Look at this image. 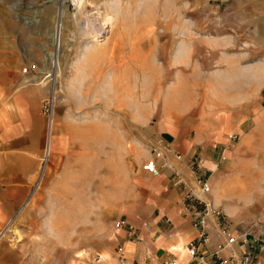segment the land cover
<instances>
[{"label": "rangeland", "instance_id": "1", "mask_svg": "<svg viewBox=\"0 0 264 264\" xmlns=\"http://www.w3.org/2000/svg\"><path fill=\"white\" fill-rule=\"evenodd\" d=\"M171 126L197 165L206 148L190 170L234 234L264 244V0H0L3 264L184 261L183 188L155 193L141 169Z\"/></svg>", "mask_w": 264, "mask_h": 264}, {"label": "built area", "instance_id": "2", "mask_svg": "<svg viewBox=\"0 0 264 264\" xmlns=\"http://www.w3.org/2000/svg\"><path fill=\"white\" fill-rule=\"evenodd\" d=\"M27 68L24 67L23 72H27ZM229 140H233L232 135ZM221 159L224 160V156ZM141 169L153 177L167 169L173 177L174 185L183 187L182 210L190 214L195 227V237L185 244L184 258L188 264H264V244L259 245L257 239L249 234H243L240 238L234 234L225 214L209 200L210 186L203 176L192 172L190 177L181 176V172L157 150H153V156L142 164ZM114 225L120 229L124 224L122 220H117ZM212 232L219 238V242L212 252L205 255ZM116 253L112 264H139L128 260L122 248ZM97 262H101V259L97 258ZM161 264L181 262L175 254H170Z\"/></svg>", "mask_w": 264, "mask_h": 264}, {"label": "crops", "instance_id": "3", "mask_svg": "<svg viewBox=\"0 0 264 264\" xmlns=\"http://www.w3.org/2000/svg\"><path fill=\"white\" fill-rule=\"evenodd\" d=\"M18 102L16 104H18ZM177 110L179 111L181 109L178 108ZM177 110L175 112H178ZM5 111H7V110H5ZM175 112L170 113V114L175 115L176 114ZM157 137H158L157 142H155V144L149 150V154H148L149 158L148 159H150L153 156L152 150H157V148H158L159 151L162 150L164 152V156L167 158L168 163L173 165L177 170H179L181 172V176L188 177L186 174H190L192 168L195 166V163H196L195 161H193L192 156L190 154L191 153V146L188 144H191V143L185 142L182 139V137L178 135V133L176 131V127H172V126H171V128H160L157 131ZM201 149H202L201 151L203 153H202V156L200 158L201 159L199 162L200 164L197 165V163H196V166H197L196 170H203L204 171V170L210 169L209 167H210L212 161L209 160L207 157V154L204 153L206 151V148H201ZM144 156L148 157L147 153H145ZM27 161H29V159H27L25 156L18 157L16 160V163L13 164L12 168L18 169V170L24 169V168L27 169V166H28L26 164ZM172 161H174V162H172ZM31 168L32 167H30L28 169L29 172H30ZM162 173L165 174V176H160ZM200 174L201 173H199L197 175L201 176ZM158 176H156L157 178H154L151 181V184H152L151 186H152V189L154 190L155 193H161L160 190L170 192L173 194H177V192H179V191L181 192L180 189L183 187L180 188V186L174 185L173 177H171L170 171L162 170ZM22 179H23V181H26L23 183V185H27L26 183L31 180V176L25 174ZM20 182H22V181H20ZM23 185H20L21 188L23 189V191H21V190H18V191L25 192L24 189L26 188V186H23ZM168 221H170V220L168 219ZM173 223H174V227L178 228L180 222L176 221V223L175 222H173ZM218 242H219V238L216 236V234L212 235L211 242H210V244H208L206 246V250H205L204 254L206 255V254L212 252L215 249V246L218 244ZM126 244H127V242H123L124 247H126ZM179 260L182 264H188L186 260L183 261V259H180V258H179ZM133 261H135V260H133ZM192 264H196V263L193 262Z\"/></svg>", "mask_w": 264, "mask_h": 264}, {"label": "bare ground", "instance_id": "4", "mask_svg": "<svg viewBox=\"0 0 264 264\" xmlns=\"http://www.w3.org/2000/svg\"><path fill=\"white\" fill-rule=\"evenodd\" d=\"M51 1H53L54 3L55 2H57L58 0H51ZM63 14L61 13V11H59L58 12V15H57V19H55L54 21H53V24H54V29H53V32H52V34H51V36H50V38H51V43H52V45H55V47H56V51H55V53H53V52H51V53H49V60L51 61V64H53V68L54 67H56L57 68V63H56V61H57V57H58V52H59V49H60V37H59V35H60V27H61V25H60V22H59V18L62 16ZM102 25H106V22H104ZM50 68H52V65L49 67V68H47L48 69V71L50 72ZM52 71V70H51ZM57 71V70H56ZM55 73V72H54ZM55 74H57V72L55 73ZM54 75V74H53ZM52 80V84L54 85L55 84V82H54V78L53 79H51ZM56 81V80H55ZM22 84H25V83H22ZM39 84H41V82L39 83ZM39 84H36L35 86H38ZM99 90V89H98ZM89 92V94H91L92 95V92H91V90H89L88 91ZM91 92V93H90ZM105 92V91H104ZM101 93V92H100ZM86 94V93H85ZM104 94V93H103ZM102 94V95H103ZM99 95V94H98ZM101 95V94H100ZM52 96H53V99L55 98V96H56V93L55 92H53L52 93ZM86 96H87V94H86ZM100 97V96H99ZM103 98V97H102ZM100 99V98H99ZM124 99V98H123ZM125 100V99H124ZM93 101V100H92ZM104 101V100H103ZM123 101V100H122ZM121 101V102H122ZM52 123V121L50 120L49 121V125ZM50 127V126H49ZM49 130V129H48ZM50 132V131H49ZM48 149V148H47ZM67 199L65 198V197H59V198H57V201H66ZM54 224H55V226L56 227H58L59 229L60 228H62V226L60 225V223H58L57 221H55L54 222ZM75 240H74V238L72 239V244L74 243V244H76L75 242H74ZM71 244V245H72ZM82 245V244H81ZM180 248V247H179ZM184 251H185V249H184ZM11 257H12V260H13V258H14V253L11 251V250H4L3 251V256L2 257H0V264H3V262L5 261V260H7L8 258H10L11 259Z\"/></svg>", "mask_w": 264, "mask_h": 264}]
</instances>
